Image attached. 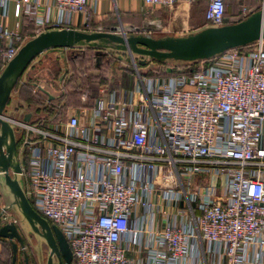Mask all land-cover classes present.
Wrapping results in <instances>:
<instances>
[{"label": "built area", "instance_id": "1", "mask_svg": "<svg viewBox=\"0 0 264 264\" xmlns=\"http://www.w3.org/2000/svg\"><path fill=\"white\" fill-rule=\"evenodd\" d=\"M125 1L147 10L204 3L205 29L264 11V0L256 9L241 0ZM10 2L0 0V77L27 42L6 25ZM52 2L62 14L54 29L89 27L93 0ZM41 8L16 0L14 14L42 28ZM253 45L166 77L136 66L129 89L81 115L63 117L49 102L47 116L5 115L25 194L64 234L72 264H264V40Z\"/></svg>", "mask_w": 264, "mask_h": 264}, {"label": "water", "instance_id": "2", "mask_svg": "<svg viewBox=\"0 0 264 264\" xmlns=\"http://www.w3.org/2000/svg\"><path fill=\"white\" fill-rule=\"evenodd\" d=\"M260 40H264V11L255 12L241 22L220 28H207L187 37L155 39L143 35L127 36L125 32L118 33L115 29L111 32L50 29L23 45L0 77V185L12 195L13 206L18 209L23 223L46 242L50 251L47 264H55V260L56 264H72V250L61 230L44 219L28 200L20 181L23 169L19 160L15 128L5 119L13 93L21 80H26L30 68L50 53H58L65 59L64 51L76 47L113 49L157 62L190 63L210 60ZM140 64L145 66L147 63L140 61ZM38 88L50 101L55 99L48 91ZM30 117L27 116L25 121H29ZM0 239L10 243L12 264H17L19 248L25 249L19 226L16 223L0 225ZM23 254L24 264H31L28 254L25 251Z\"/></svg>", "mask_w": 264, "mask_h": 264}, {"label": "rangeland", "instance_id": "3", "mask_svg": "<svg viewBox=\"0 0 264 264\" xmlns=\"http://www.w3.org/2000/svg\"><path fill=\"white\" fill-rule=\"evenodd\" d=\"M240 5L250 6L253 3L252 0H242ZM239 6L237 4H232L229 8L230 15L234 14L233 10H237ZM205 8L201 6L189 7L188 5L181 4L173 8H157L153 10H146L141 13L134 14L128 19H119L115 22V31L118 33L125 32L127 36L131 35H143L152 37L155 39H162L166 37H187L194 31L196 25L201 24L204 19ZM235 23L236 21L233 20ZM204 23V22H203ZM233 23V24H234ZM204 30V29H203ZM68 52V56L75 61L72 64L61 66L55 70L53 73L54 79L55 75L58 78L67 72H71L72 76L65 80L64 83L55 84V91H59V85L63 86L64 90L68 91L72 96L76 93L87 91V89L96 90L97 95L102 90V88L109 89V87L114 86V76L119 71L129 70L135 74V67L138 66L141 70L140 61H146V65L142 68L141 73L147 76H160L166 77L171 75H177L179 73H188L190 68L199 67V64L187 65L182 62H167L164 65L156 64L150 58L142 57L138 55L131 56L128 52H118L113 49H100L95 47H77L74 50H65L64 54ZM60 56L58 53H50L46 55L43 64H47L49 61L54 60ZM61 58V57H60ZM59 63V62H58ZM58 69H60L58 71ZM122 71V72H123ZM31 79V78H30ZM64 80V78H63ZM62 80V81H63ZM101 82H106L109 84L108 87L100 85ZM50 83V80H48ZM46 84V83H45ZM19 86V84H18ZM16 87V89L18 88ZM46 86V85H45ZM15 89V91H16ZM46 90V89H45ZM48 90V89H47ZM53 91L54 89H50ZM14 91V94L16 92ZM24 98H32V106L28 108L27 111L22 113L24 106L14 105V100L11 105L7 108L6 115L9 117H15L18 120H25L30 114L33 117L47 116L44 112V106L46 95L36 89L33 91L31 87L24 90ZM75 99V98H74ZM77 100V99H75ZM80 101V98L78 99ZM87 105H91V100L87 99ZM66 105V104H65ZM21 111V112H20ZM46 111V110H45ZM17 112V113H15ZM20 113V114H18ZM27 113V114H26ZM25 164V162H23ZM21 185L25 189V182L22 177H20ZM1 197H3V203L6 206V221L3 224L16 223L19 226L20 233L24 239L25 249L19 248L18 254V264H24V254L25 251L30 259L31 264H47L50 251L46 242L39 237L37 234L31 231V229L23 223L19 211L13 206V197L10 195L9 191H1ZM7 252V256H12L11 245L8 242L4 247ZM55 260V264H56Z\"/></svg>", "mask_w": 264, "mask_h": 264}, {"label": "crops", "instance_id": "4", "mask_svg": "<svg viewBox=\"0 0 264 264\" xmlns=\"http://www.w3.org/2000/svg\"><path fill=\"white\" fill-rule=\"evenodd\" d=\"M15 1L11 0L9 4V16L6 20V25L11 30H19L24 37L27 38V42L34 37H36L38 34L54 29L53 25L54 23L58 22L62 18V14L60 11L54 6L52 0H37L38 4L42 7L40 9V16H43L46 20L47 25L45 27L40 28L34 21L32 17L24 15L20 19L15 17ZM178 8L180 5H177ZM205 6V5H204ZM190 7V6H189ZM193 7V6H191ZM161 9V8H160ZM147 9L142 3L139 2H130L125 0H93L91 9L89 11L90 15V25L89 27L81 26V31L85 32H111L113 29H115L117 26H115V22L119 19H128L130 16L141 13L146 11ZM1 11V10H0ZM84 21V16L77 15L74 17V22L78 25H82ZM204 22V23H203ZM203 22L201 24L196 25L194 28V31L191 34H196L203 29H205V19H203ZM19 24V28L17 25ZM77 48V47H76ZM74 48V49H76ZM74 49H67V50H74ZM68 52L65 53V59L60 58V56L55 58V61H49L47 64H43L45 59H42L37 64L32 66L30 70L27 72L26 80H21L18 88L16 89V94L11 99V102L9 103L8 108L13 104L12 101L14 100V105L18 106H24V110H22V113L24 111H27L32 104L24 101L22 97V89L24 87H31L34 92H36V89H39L38 87L43 88L44 90L48 91L55 99L50 101L48 96H46L45 104L50 103L51 105H59L63 108V117L66 115H81V112L85 108L92 107L98 99L103 98L107 95V93L113 91V90H121V89H129L132 84V78L134 73L126 74L122 71H119L114 76V81L112 87H109V89H103L99 92L96 99L94 100V103L91 105H87V97L83 96L80 99V103L77 105H72L70 107H67L65 109V104L68 102V94L69 92L64 90L63 86L59 85V91H55V84L64 83L65 80L70 78L72 76L71 72H67L64 75V80L61 81V75L60 77L56 78V75L54 76L56 80L53 81L51 79L53 77V73H56L55 70L57 68H61V66L66 65L68 62L69 64H72L75 60L70 58L68 55ZM59 62V63H58ZM143 68L144 66L141 65ZM141 68V70H143ZM60 69H58L59 71ZM31 78V79H30ZM48 80H50V83H48ZM25 81L22 85V82ZM46 83V84H45ZM35 85H38L35 86ZM46 85V86H45ZM109 84L104 85L105 87H108ZM48 89V90H47ZM50 89H54L51 91ZM41 91V90H40ZM17 106V108H18ZM21 112V111H20ZM17 113V112H15ZM20 114V113H18ZM27 114V113H26ZM31 116V114H30ZM15 118V117H13ZM1 178V176H0ZM1 191H7V188L2 187L0 185ZM3 209H6L5 204L3 203V197H1L0 192V213ZM0 225H3V223H0ZM7 240H0V264L5 259V246L7 245Z\"/></svg>", "mask_w": 264, "mask_h": 264}, {"label": "trees", "instance_id": "5", "mask_svg": "<svg viewBox=\"0 0 264 264\" xmlns=\"http://www.w3.org/2000/svg\"><path fill=\"white\" fill-rule=\"evenodd\" d=\"M242 1V0H241ZM253 1V3L254 4H252V5H250L249 7L250 8H253V9H256L257 8V5H256V3H255V1L254 0H252ZM232 4H236L234 1H232V2H230V4H229V6H228V13H227V15L229 16V17H235L237 14H238V8H237V10L235 9V10H233L234 11V14H232V15H230L229 13H230V11H229V8H230V6L232 5ZM192 6H201V7H204L205 8V6H204V3H196V4H193ZM205 14V13H204ZM255 48V46L252 44V45H249V46H246V47H243V48H240V49H238L240 52H242V53H246V52H248V51H251V50H253ZM153 61V60H152ZM153 62H155L156 64H160V65H164L165 63H167V62H157V61H153ZM168 62H173V61H168ZM124 73H126V74H131L132 73V71H129V70H124L123 71ZM104 84H106V82H101V84L100 85H104ZM28 87H24L23 89H22V97H23V99H24V101H26V102H28V103H32V98L30 97V98H28V99H25L24 98V95H23V93H24V90L25 89H27ZM83 96H86L89 100H91V104H93L94 103V100L96 99V97H97V92H96V90H93V89H87V91H84V92H80V93H76V94H74L73 96L71 95V94H68V102H67V104H66V106H65V109L67 108V107H70V106H72V105H77V104H79L80 102L78 101V99L80 98L81 99V97H83ZM77 99V100H75V99ZM0 240H3V239H0ZM5 254L6 255H4L5 256V259H4V261L1 263V264H12V256H10V258H9V256H7V252L5 251ZM18 261L19 260H17V264H18Z\"/></svg>", "mask_w": 264, "mask_h": 264}]
</instances>
